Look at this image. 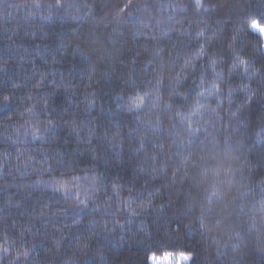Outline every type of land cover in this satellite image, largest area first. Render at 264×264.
Segmentation results:
<instances>
[{
	"label": "trees",
	"instance_id": "1",
	"mask_svg": "<svg viewBox=\"0 0 264 264\" xmlns=\"http://www.w3.org/2000/svg\"><path fill=\"white\" fill-rule=\"evenodd\" d=\"M253 21L264 0H0V264H264Z\"/></svg>",
	"mask_w": 264,
	"mask_h": 264
},
{
	"label": "rangeland",
	"instance_id": "2",
	"mask_svg": "<svg viewBox=\"0 0 264 264\" xmlns=\"http://www.w3.org/2000/svg\"><path fill=\"white\" fill-rule=\"evenodd\" d=\"M262 39H263V50H264V36H262ZM185 257H188V259L186 260ZM189 260H190V256L185 254H179V255L165 254L163 256H152L150 259L151 264H188Z\"/></svg>",
	"mask_w": 264,
	"mask_h": 264
},
{
	"label": "snow or ice",
	"instance_id": "3",
	"mask_svg": "<svg viewBox=\"0 0 264 264\" xmlns=\"http://www.w3.org/2000/svg\"><path fill=\"white\" fill-rule=\"evenodd\" d=\"M197 2L199 3V0H197ZM251 28H252V30L254 32L258 33V35L264 36V27H260L259 24L256 21L252 22ZM241 63L242 64H246V61H241ZM261 86L264 87V81L261 82ZM138 99H139V102L133 104L134 108H139L144 102L142 97H140ZM213 158H215V157H213ZM218 197H219V193L217 191L213 190L211 195L208 198L209 199V204H211L213 198H218ZM261 203H262V207H264V201H262ZM201 227L202 228L204 227L203 223H201ZM185 259L187 260L188 257H185Z\"/></svg>",
	"mask_w": 264,
	"mask_h": 264
}]
</instances>
